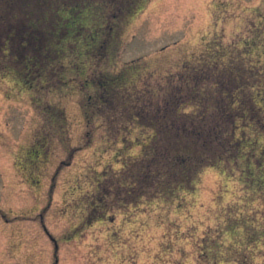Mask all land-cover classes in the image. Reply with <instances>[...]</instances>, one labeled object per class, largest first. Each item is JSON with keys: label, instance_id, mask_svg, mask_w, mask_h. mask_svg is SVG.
<instances>
[{"label": "rangeland", "instance_id": "374dc122", "mask_svg": "<svg viewBox=\"0 0 264 264\" xmlns=\"http://www.w3.org/2000/svg\"><path fill=\"white\" fill-rule=\"evenodd\" d=\"M65 1L0 0V264H264V0H142L113 29L101 0H68L72 28L41 22ZM170 94L194 182L131 202L134 117Z\"/></svg>", "mask_w": 264, "mask_h": 264}, {"label": "trees", "instance_id": "16d2710c", "mask_svg": "<svg viewBox=\"0 0 264 264\" xmlns=\"http://www.w3.org/2000/svg\"><path fill=\"white\" fill-rule=\"evenodd\" d=\"M91 1V0H88ZM104 4V6L107 8V14L109 15L111 13V20L109 21V29H113L116 27L117 21L120 19L124 13H131L135 10V5L137 2L142 0H101ZM87 2V1H85ZM84 2V3H85ZM96 2L91 3H85V4H95ZM41 3H39L40 5ZM81 4L83 7V2H76V1H68L66 0L64 3L61 2H54L46 6L47 12L44 15V19L42 18L41 22H53V27L63 31L66 29L72 28L71 22L73 16L76 15L78 11H82ZM90 5V6H91ZM103 6V5H101ZM16 6H12L11 9H15ZM20 9V8H19ZM62 10H65L66 12L69 11L70 15H66V12H62ZM23 11V10H22ZM18 14V13H17ZM72 14V15H71ZM78 15V14H77ZM76 15V16H77ZM107 17L109 18V16ZM20 18L19 15H15L14 19ZM13 19V20H14ZM24 19V18H23ZM25 19L27 21V33L24 36L30 37L34 39V42L32 43L33 47L37 49L38 51H42L41 44L43 42V36L41 34H37V30L39 29V21L37 19V22H34V19H30L29 15L25 16ZM13 20L11 22H13ZM75 21V20H74ZM81 24V28H89L88 25L82 22L76 23V29L78 28V25ZM29 31V32H28ZM86 31V30H85ZM14 33H11L7 38H10L15 45L20 46H26L28 45L27 42H21L20 44L17 43V36L18 33L16 31H13ZM46 50H48V47H46ZM16 51V49H15ZM13 58H18L17 56ZM39 60V57L36 58V61ZM31 61L33 59L31 58ZM39 61L37 62V67L39 68ZM167 84L172 83V78H169V80L166 82ZM177 84V83H176ZM102 85V83H101ZM171 93V92H170ZM100 98L102 97V94L99 95ZM164 106L162 107V104H160L155 112H150L148 115V118L146 119L143 115L136 116L134 119L140 120V121H146L147 122V128L149 129V138L150 143L147 147V156L142 161L145 162L143 165L144 168L140 170L139 172L131 173V175L126 174L125 177L122 179L119 177L116 180L117 184H120V194L119 196H124L127 200L131 202H138L142 198H145L148 202L155 201L156 199H163L167 201H171L170 203L175 202L176 198H179V195L176 194L183 187H185L183 184H187L186 182H190L193 184L194 179L191 175L186 173L183 169V166L189 169L186 165V158L181 152L179 154V138H180V130L188 131L187 129H179L178 126L175 125V122L179 118V111L177 109V97H175L173 94H170L163 100ZM92 104V103H91ZM47 112L46 110H44ZM50 114L47 113V119L52 122L50 118ZM163 141L167 145L166 153H162L161 147H163ZM170 144V146H168ZM183 156V158L181 157ZM161 156L163 158H161ZM138 160V159H136ZM130 162V161H128ZM138 161L131 160V167L135 165ZM134 163V164H133ZM182 170V173L180 172ZM129 171L132 172V169ZM131 176V180L127 178V182L124 181L126 177ZM113 184H115V181L113 180L112 183H110V186L113 187ZM105 189H108L110 186L107 185L105 182ZM101 188V189H102ZM102 202L104 199H101Z\"/></svg>", "mask_w": 264, "mask_h": 264}]
</instances>
